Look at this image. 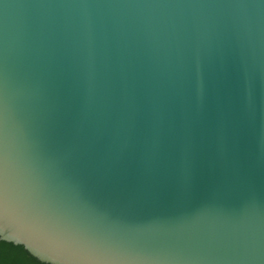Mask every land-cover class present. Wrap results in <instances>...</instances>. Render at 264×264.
<instances>
[{
    "label": "water",
    "instance_id": "1",
    "mask_svg": "<svg viewBox=\"0 0 264 264\" xmlns=\"http://www.w3.org/2000/svg\"><path fill=\"white\" fill-rule=\"evenodd\" d=\"M0 241L264 264V0H0Z\"/></svg>",
    "mask_w": 264,
    "mask_h": 264
},
{
    "label": "trees",
    "instance_id": "2",
    "mask_svg": "<svg viewBox=\"0 0 264 264\" xmlns=\"http://www.w3.org/2000/svg\"><path fill=\"white\" fill-rule=\"evenodd\" d=\"M0 264H47L31 255L22 245L0 241Z\"/></svg>",
    "mask_w": 264,
    "mask_h": 264
}]
</instances>
